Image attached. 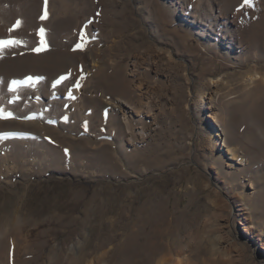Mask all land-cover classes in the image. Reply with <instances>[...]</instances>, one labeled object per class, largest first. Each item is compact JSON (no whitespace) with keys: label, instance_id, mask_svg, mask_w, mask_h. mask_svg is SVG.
<instances>
[{"label":"rangeland","instance_id":"obj_1","mask_svg":"<svg viewBox=\"0 0 264 264\" xmlns=\"http://www.w3.org/2000/svg\"><path fill=\"white\" fill-rule=\"evenodd\" d=\"M0 40V264H264V0H0Z\"/></svg>","mask_w":264,"mask_h":264},{"label":"bare ground","instance_id":"obj_2","mask_svg":"<svg viewBox=\"0 0 264 264\" xmlns=\"http://www.w3.org/2000/svg\"><path fill=\"white\" fill-rule=\"evenodd\" d=\"M261 76L259 75V74H257V73H255V74H250V75H248V80L250 81V82H256V80H258L259 78H260ZM259 81H257L256 82V84L258 83ZM121 83L122 84H125V82L123 81V80H121ZM260 83V82H259ZM129 83L128 84H126L125 85V89H121L119 92H121V94H124L123 96L125 97V99L126 100H123V101H121V103H120V107H122V108H125V110H128V112L130 111H132L133 110V108H132V105L130 104L131 102H129V99L131 98L130 96H131V91H130V89H129ZM123 103V104H122ZM261 109L264 111V106H262L261 107ZM262 114H264V112L262 113ZM208 116L211 118V120L213 121V122H215V124H217V125H221L220 124V120H219V117L217 116V114L215 113V112H210V113H208ZM122 122H123V125H124V132L126 133V139L128 140V141H131L132 140V135H133V129H132V120H131V117H130V115L128 116V114L127 113H125L124 111H122ZM137 133H140V135L142 134V133H144V129H143V127H139L138 128V132ZM216 136H214L213 137V140L214 141H216V144H219L220 145V142L218 141V138H215ZM223 146H226L225 145V141L223 140ZM261 149V151H262V153H263V151H264V147L262 148H260ZM260 151V152H261ZM228 152H229V154H233L234 152H233V149H232V151H231V149H228ZM259 152V153H260ZM261 153V154H262ZM232 157V156H231ZM240 206L241 207H239V210H245L246 209V203L243 201V200H241V204H240ZM243 213V212H242ZM245 230L249 233V234H251V232H252V230H251V226L248 224H245ZM263 234V236H264V229L261 231ZM244 239H247V237L246 238H244ZM126 246V245H125ZM125 246H123V248H126ZM214 247H217L216 249L217 250H219V251H221V249H220V246L218 245V244H214ZM128 248V247H127ZM127 248L126 249H123V255H126L127 254ZM146 248H148L147 247V245H146V243L144 244V246L141 248V247H135V250L136 251H139L140 249H145L146 250ZM215 249V248H214ZM215 249V250H216ZM216 250V251H217ZM128 251H129V248H128ZM142 251V250H141ZM151 252H153V250L151 249V251H149V253H151ZM142 254V253H141ZM125 258V257H124ZM219 262V261H218ZM164 262L163 261H161L159 264H163ZM126 264H128V263H126ZM158 264V263H157ZM212 264H215V262H213Z\"/></svg>","mask_w":264,"mask_h":264},{"label":"snow or ice","instance_id":"obj_3","mask_svg":"<svg viewBox=\"0 0 264 264\" xmlns=\"http://www.w3.org/2000/svg\"><path fill=\"white\" fill-rule=\"evenodd\" d=\"M244 2H245V5L251 6L252 0H244ZM45 16H46V13H45ZM42 18H44V17H42ZM17 25H19V21H17ZM43 31H44L43 29L40 30L41 34L43 33ZM19 43H20L19 40H0V47H9V46L16 45ZM64 79H65V77H61L60 80H58L56 83L58 84V83H60V81H62ZM29 82H33L32 77H28L27 81H25L24 83H29ZM18 83H20V82L13 81L14 85L18 84ZM69 95L71 97V94H69ZM10 117H11V113H8L7 116H5L4 118H10Z\"/></svg>","mask_w":264,"mask_h":264}]
</instances>
